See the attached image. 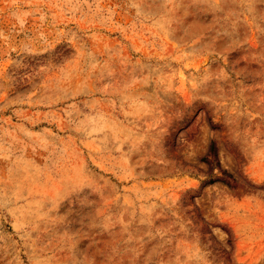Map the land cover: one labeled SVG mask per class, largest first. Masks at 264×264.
Masks as SVG:
<instances>
[{"label":"rangeland","instance_id":"rangeland-1","mask_svg":"<svg viewBox=\"0 0 264 264\" xmlns=\"http://www.w3.org/2000/svg\"><path fill=\"white\" fill-rule=\"evenodd\" d=\"M0 264H264V0H0Z\"/></svg>","mask_w":264,"mask_h":264},{"label":"trees","instance_id":"trees-1","mask_svg":"<svg viewBox=\"0 0 264 264\" xmlns=\"http://www.w3.org/2000/svg\"><path fill=\"white\" fill-rule=\"evenodd\" d=\"M209 151L212 154V156L215 157V150H214L213 145L209 147ZM220 172H221L220 176H215L214 178L210 179V181L219 180L228 186H233L234 181H233L231 173L227 172L224 169H220Z\"/></svg>","mask_w":264,"mask_h":264}]
</instances>
